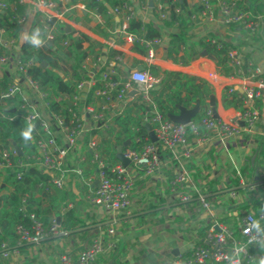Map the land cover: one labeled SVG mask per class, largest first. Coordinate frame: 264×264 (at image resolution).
<instances>
[{
  "label": "built area",
  "instance_id": "2783aa9c",
  "mask_svg": "<svg viewBox=\"0 0 264 264\" xmlns=\"http://www.w3.org/2000/svg\"><path fill=\"white\" fill-rule=\"evenodd\" d=\"M69 1L44 0L45 7L42 10H35L38 0H19L29 5L24 13L16 16V23L20 26L19 35L29 21V14L37 11L39 14L32 28L40 27L46 32V43L52 40L56 34V27L54 22H50L51 18L66 23V18H69L67 14H71L72 9L78 5L84 8L82 3L68 5ZM154 1L161 16H164L162 1ZM199 2L201 13L211 19L214 7H217L223 23L239 25L249 32L257 29L258 15L249 10L234 9L236 0H199ZM6 7V3L0 0V11H4ZM107 12L124 13L126 19L135 15L128 2L109 8ZM134 38L133 34H127L128 40ZM157 41V38H153L147 43L151 45ZM67 43L66 39L60 42L61 45ZM20 46V37L11 34L6 25H0V78L3 73L8 75L5 87L0 89V106L17 109L26 122L37 121L34 131L35 153L23 160L16 158L19 154L14 146L0 148V172L14 166L20 168L35 165L49 172L50 181L57 187L65 186L71 179V172H74L76 173L72 176L74 180H83L90 184L84 194L85 200L93 206L104 209L108 216L114 219L118 212H128L130 194L137 172L152 175L160 168L159 147H161L170 152L180 168L174 172L169 181L168 197L169 195L171 198L175 197L182 204H196L207 213L204 231L199 233L193 230L184 242L185 251H179L167 264H227L223 257L231 254L233 246L237 244L246 248V252L241 255V264L257 263L258 256L254 250L258 247L248 243L249 237L245 235L243 229L249 217L260 220L264 225L262 218L264 207L256 212L250 210L238 215L235 219L236 225L222 221L227 215L215 209V204H221L227 198L237 201V189L247 185L246 178L235 170L239 177L237 188H228L223 179L217 190L208 191L202 185L214 176L192 178L185 169L183 160L192 156L193 147L213 143L225 144L228 139L244 131L252 132L260 119V110L256 102L262 97L264 88L258 67L244 62L236 50L228 48L227 59L232 68V76L246 80L242 90V108L237 110L233 117L223 118L215 117L209 105L198 120L191 119L183 124L166 117L152 101L150 90L158 82L157 78L146 70L138 68L123 73L118 72L114 62L122 60L120 54L114 55L111 63L107 62L101 52L87 54L80 65L87 77L76 82V91L70 97L65 94L62 96L71 106L70 119L65 123L63 117L51 108L48 92L41 88L39 82L29 72V68L37 62L31 58L22 59ZM223 76L225 75L217 69H212L207 72L205 78L211 86H214L221 84ZM96 80H100L101 83L94 87ZM223 87L227 92L236 89L233 84H224ZM89 91L92 92V98L86 101V94ZM131 102L146 105L142 120L150 123L156 141L143 142L138 149H123V155L128 158L126 165L121 161L107 165L105 160L99 157L98 133L108 130L113 125V116L123 112ZM89 131L92 133L85 140V133ZM147 139H150L149 136ZM86 150L91 153L90 162L96 164L97 183L95 184L92 181L93 177L82 176V168L78 164L86 160ZM68 160H75L76 165L72 167L67 163ZM19 175L20 172L17 171V176ZM112 224L108 225L105 233L99 231L94 234L87 246L77 253L76 259H73L69 252H64L58 256L59 262L96 264L98 255L115 247V232ZM15 231L18 236L16 245L6 248V244L3 243L0 252L3 258L19 256L21 245L37 244L43 239L59 236L66 230L60 229L58 218L55 216H52L47 224H43L40 218L30 214L29 225L17 224Z\"/></svg>",
  "mask_w": 264,
  "mask_h": 264
},
{
  "label": "crops",
  "instance_id": "0c3cea01",
  "mask_svg": "<svg viewBox=\"0 0 264 264\" xmlns=\"http://www.w3.org/2000/svg\"><path fill=\"white\" fill-rule=\"evenodd\" d=\"M102 2L106 5V9L116 6L110 5L105 0ZM123 2H128L132 6L135 14L132 18L142 22H150L159 31L160 36L156 37L158 41L148 45V40L137 39L135 34H133L134 40H128L127 34L132 33H128L125 29L130 18L126 19L124 13L107 12L102 14L92 8H86L82 3L84 8L78 5L72 9L71 15L74 17L66 18V23L70 25V31L83 32L96 42L94 49H88L87 54H99L101 52L105 55L108 63L113 62L114 55L120 54L122 60L114 62L117 71L120 73L132 68L140 69L141 66L142 70H146L150 74L148 66L150 64L157 66L160 73L158 76H153L158 79L153 89L160 88L163 70H178L206 80L207 72L217 69L215 60L200 54L203 50L201 48L198 57L187 65L174 63L165 57L170 34L179 30L178 21L165 23L168 17L165 1H162L164 16H161L154 0H124ZM177 2L180 4V10L177 8L175 10L181 18V25L186 27V32L191 39L204 37L227 42L228 47L236 50L244 62L259 68V77L264 84V0H262L260 12L255 11L258 15V26L254 32H249L236 24L227 25L223 23L217 7H214L211 19L201 13L199 0H177ZM143 44L147 47L144 53L139 51ZM110 49L118 52L109 56L108 51ZM245 81V79L232 76L230 73L222 77L221 84L210 85L216 99L218 116L230 118L237 112L234 108L225 109L221 105L223 85L233 84L242 93ZM98 82L100 80H96L95 85ZM131 104H135V102H131ZM256 105L260 110V119L252 132L244 131L240 135L228 139L225 144L213 143L193 147L192 156L183 160L184 167L192 178L193 176L185 166V162L190 161L191 166L198 167L202 178L207 175L216 177L219 174H226L230 170L239 171L246 162L252 167L251 174L246 179L247 185L237 189V201L234 202L232 199L233 202L224 203L223 200V203L215 204L217 212H224L227 215L222 221L232 225H236L235 219L238 216L236 213L240 215L250 210L256 212L255 209L264 203V88L262 97L256 102ZM160 159V168L154 174L144 175L141 171L137 172L134 187L130 194L128 212H118L114 217L116 221L113 222L112 226L116 229L119 228L121 222L129 223V226L124 227L125 229L123 228L119 234L115 233V240L119 242L120 247H123L122 253H124L123 257L127 260V264H167L179 251H185L184 242L187 241L189 234L193 230L202 233L207 224L205 210L198 208L196 204H182L175 197L171 198L170 195L168 197L169 181L174 172L180 168L177 160L173 157H160ZM67 163L76 165L74 160H68ZM95 172L87 176L94 178L93 184H95ZM70 180L66 182L65 187H68ZM86 191L81 194L80 198L78 197L75 204L69 203L68 205L75 206L84 216L86 213L94 214L96 220L94 223L110 220V216L104 209L93 206L85 200ZM1 192L2 190H0ZM151 204L157 205L155 208H148ZM172 213L181 215L184 225H181L180 229L175 228L171 231L169 229L176 226L174 223L171 224ZM125 216H129V218L126 219ZM139 216H142L141 222H138ZM104 225H107L108 228L110 224ZM130 226H132V230L129 229ZM99 231L104 232L100 226L91 228L87 238L82 240L77 235L67 234L49 237L37 244H23L19 256L8 258L0 256V264H61L58 262L59 254L69 252L73 259H76L77 253L87 246L91 237ZM254 252L258 258L264 255V251L259 248L255 249Z\"/></svg>",
  "mask_w": 264,
  "mask_h": 264
},
{
  "label": "trees",
  "instance_id": "16d2710c",
  "mask_svg": "<svg viewBox=\"0 0 264 264\" xmlns=\"http://www.w3.org/2000/svg\"><path fill=\"white\" fill-rule=\"evenodd\" d=\"M3 1L7 7L4 11H0V25H6L9 32L17 37L19 36L20 26L16 23V16L24 13L29 5L19 2V0ZM123 1L105 0L110 5H121ZM161 1H165L167 4L168 17L165 23L178 21L179 25V30L170 34L165 57L174 63L187 65L198 57L199 49L201 48L215 56V65L218 71L224 75L232 73V68L228 64L227 59V50L229 48L227 42L204 37L191 39L186 32V27L181 25V18L175 10L176 8L180 10V4L177 0ZM76 2L84 3L86 8H92L102 14L107 13L106 5L102 0H70L68 5ZM261 7L262 0H236L233 6L234 9L239 11L249 10L252 12H260ZM33 12L35 14H29V21L24 26V30L34 25L39 13L37 11ZM67 15L68 17H74L71 14ZM50 22L55 23L56 34L54 38L38 49L30 47L28 44L21 45L20 57L22 59L31 58L34 62H37L29 68V72L39 82L41 88L48 92L51 108L56 110L66 123L71 116V106L62 96L65 94L70 97L76 91V82L87 77L80 65L87 55V50H93L96 42L89 35L80 31L65 32V23L54 17L51 18ZM125 30L128 33L135 34L137 39L150 40L160 36L159 31L150 22H142L135 18L128 20ZM64 39L68 43L61 45L60 42ZM52 46H55V48H52ZM146 49L147 47L143 44V46H140L139 51L144 53ZM117 52V50L110 49L108 54L112 56ZM43 60L47 63V66H40ZM59 63L63 66L62 68ZM148 68L152 76L159 75L160 69L157 66L150 64ZM162 73L160 88L150 90L151 98L156 108L166 117H169V114L178 112V105L189 108L198 101L200 109L193 118V120H198L203 110L209 107V95L213 92L210 84L203 78L178 70H163ZM7 81L8 75L3 73L0 78V89L5 87ZM100 83L98 82L94 87L99 86ZM91 91L87 92L86 101L92 98ZM242 99L243 94L237 89L231 92H227V89H224L220 101L225 109L231 107L235 110H240L242 108ZM145 110L146 105L144 103L128 105L123 112L113 116V125L108 130L98 133L99 157L103 158L107 165L120 161L116 156V146L122 144L125 140H128V143L124 149H138L143 142L150 141V139H147L148 133L145 128V122L142 120ZM27 123L17 109L12 111L10 108H2L0 106V148H10L13 143L17 144L21 150V155H16V158L23 160L28 155L35 153L34 141L25 144L20 136V132L26 127ZM32 123L37 127V121L34 120ZM91 133L90 131L85 133V140ZM34 135L35 132L33 137ZM85 154L86 160L78 163L82 168L83 177L95 172L96 167L95 163L90 162V151L86 150ZM159 155L161 158H172L170 152L161 149V147H159ZM74 165L71 166L73 167ZM185 166L190 170L194 179L200 176V169L191 166L190 161L188 163L185 162ZM251 170L252 167L246 162L240 167L239 173L247 179L251 174ZM17 171L20 172L19 176H17ZM71 175L75 176L76 173L71 172ZM72 176L68 187H57L50 181L51 174L35 165H27L20 168L14 166L4 172H0V190H2L0 193V252L3 249V243L6 244V248L16 245L18 236L15 227L17 224L28 226L30 214L40 218L43 224H47L52 216L56 218L58 216L59 226L62 230L74 229L96 221L94 214L86 213L84 216L75 206L68 205L69 203L75 204L78 197L80 198L81 194L90 185L83 182V180H74ZM223 179L228 188H237L239 186V177L235 170H230L226 174H219L209 179L202 186L208 191H214L217 190L218 186L220 187ZM230 202H233L231 198L224 200V203ZM156 205L151 204L148 208H155ZM263 207L264 203L258 206L255 211ZM236 215L239 214L236 213ZM138 218V222H141L142 216ZM172 223L176 224V226L169 230L180 229L181 225H184L182 216L172 213ZM121 225L127 227L129 223L121 222ZM100 228L105 233L107 225H102ZM90 229H84L69 235H77L80 240L86 239ZM22 247L23 245L20 246V248ZM122 249L123 247H120L119 242H115V247L112 250L98 255L96 264H127V260L123 257Z\"/></svg>",
  "mask_w": 264,
  "mask_h": 264
},
{
  "label": "clouds",
  "instance_id": "9594fccd",
  "mask_svg": "<svg viewBox=\"0 0 264 264\" xmlns=\"http://www.w3.org/2000/svg\"><path fill=\"white\" fill-rule=\"evenodd\" d=\"M45 7L44 0H38L35 5V10H42ZM35 12L32 13L34 15ZM46 32L40 27H27L21 31L20 43L28 44L32 48H41L46 44ZM142 79V77H141ZM36 130V125L30 120L26 127L20 132V136L25 144L34 141L33 133ZM264 218V217H262ZM244 233L249 237L248 243L255 244L261 251H264V225L260 220L249 217ZM246 252V248L242 245H234L231 254L225 255L223 259L227 264H241V255ZM257 264H264V255L258 258Z\"/></svg>",
  "mask_w": 264,
  "mask_h": 264
},
{
  "label": "water",
  "instance_id": "95a60500",
  "mask_svg": "<svg viewBox=\"0 0 264 264\" xmlns=\"http://www.w3.org/2000/svg\"><path fill=\"white\" fill-rule=\"evenodd\" d=\"M65 31H70V25L65 23ZM201 55H207L209 56L210 58H212L213 60H216L215 56L211 53H208L205 49H203L201 52H200ZM41 65L44 67L46 66V62L43 60L41 62ZM140 69H142V67L140 66L139 67ZM209 105L211 106L212 108V111H213V115L215 117H217V112H216V99L214 97V93L212 92L210 95H209ZM178 112L177 113H174V114H169V118L174 121V122H178V123H187L189 122L191 119H193L196 114L199 112V109H200V104L198 101H196L194 103V105L192 107H184L182 105H178ZM12 111L14 110L13 108L11 109ZM145 128L147 130V133H148V136L150 138L151 141L155 142L156 141V136L152 130V127L150 125L149 122L145 123ZM128 143V140H125L122 144H119L116 146V156L117 158L122 162V164L126 165L128 163V158H126L124 155H123V148L127 145ZM13 146L15 147V149L17 150L18 154L21 155V150L19 148V146L15 143H13ZM95 183H97V180L95 179ZM125 218H129V216H125ZM120 219V218H119ZM116 219H110V220H103V221H100V222H97V223H93V224H87L85 226H80V227H77V228H74V229H70V230H66L64 231L63 233H61L60 235H67V234H70V233H74V232H77V231H82L84 229H90V228H93V227H97V226H101V225H104V224H110V223H113L115 222Z\"/></svg>",
  "mask_w": 264,
  "mask_h": 264
},
{
  "label": "rangeland",
  "instance_id": "374dc122",
  "mask_svg": "<svg viewBox=\"0 0 264 264\" xmlns=\"http://www.w3.org/2000/svg\"><path fill=\"white\" fill-rule=\"evenodd\" d=\"M133 222H134V221H133ZM120 226H121V225H120ZM120 226H119L118 229H116V227L114 228V232H115L116 234H117V233L119 234L120 231L123 230L124 226H121V227H120ZM130 227H131V228H130ZM130 227H129V229L132 230V229H133L132 226H130ZM125 228H126V227H125ZM125 228H124V229H125ZM129 229H128V230H129ZM118 231H119V232H118Z\"/></svg>",
  "mask_w": 264,
  "mask_h": 264
}]
</instances>
